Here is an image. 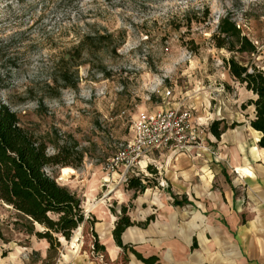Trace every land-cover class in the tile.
Instances as JSON below:
<instances>
[{
    "label": "rangeland",
    "instance_id": "obj_1",
    "mask_svg": "<svg viewBox=\"0 0 264 264\" xmlns=\"http://www.w3.org/2000/svg\"><path fill=\"white\" fill-rule=\"evenodd\" d=\"M228 12L258 47L253 59L264 67V0H0V104L45 139L48 153L56 152L55 143L68 150L74 165L66 167L74 172L63 176L58 167L56 180L80 196L105 246L103 254L94 253L91 234L79 226L49 250L0 201V264H130L129 250L111 254L114 242L100 237L99 225L111 215L114 224L121 205L130 212L131 198L146 189H168L165 170L176 155L140 173L148 178L142 191L107 176L104 163L130 138L142 113L174 103L189 107L203 141L194 160L209 153L221 164L207 139L211 122L222 119V127L244 120L248 126L253 117L252 105L241 107L253 95L230 77L222 60L229 53L210 37ZM88 36L94 40H85L87 49L77 56L73 46ZM54 65L56 74L69 68L71 85L50 95L55 91L45 84Z\"/></svg>",
    "mask_w": 264,
    "mask_h": 264
},
{
    "label": "crops",
    "instance_id": "obj_2",
    "mask_svg": "<svg viewBox=\"0 0 264 264\" xmlns=\"http://www.w3.org/2000/svg\"><path fill=\"white\" fill-rule=\"evenodd\" d=\"M236 122L219 138H207L221 164L209 153L194 160V148L155 155L156 162L175 155L165 170L168 189H144L143 197L131 198L128 215L135 223L122 233L123 242L143 256L156 255L159 264H264V148L257 145L259 131ZM112 220L98 228L110 241ZM118 248L114 243L111 254ZM130 264L144 263L133 255Z\"/></svg>",
    "mask_w": 264,
    "mask_h": 264
},
{
    "label": "trees",
    "instance_id": "obj_3",
    "mask_svg": "<svg viewBox=\"0 0 264 264\" xmlns=\"http://www.w3.org/2000/svg\"><path fill=\"white\" fill-rule=\"evenodd\" d=\"M210 37L216 48L229 53L222 60L230 77L253 95L241 107L253 106V117L249 119V125L260 132L257 145L264 148V67L256 64L253 59L259 54L258 47L229 12L219 18L216 30ZM87 39L94 40L88 36L79 39L73 46L77 56L87 49ZM52 70L45 87L55 91L50 95H57L60 89L71 85L69 68L63 66L56 74L54 65ZM222 121L216 119L210 124V132L216 138L227 127L232 128L238 124L232 122L229 126L223 124L219 127ZM54 147L56 152L48 153L45 139L25 128L18 114L8 105L0 104V201L10 205L24 219L29 234L45 239L49 250L59 244V238L69 240L73 231L82 226L87 227L91 234L92 251L103 254L105 246L99 242L94 230L95 217L86 216L80 196L56 180L58 167L61 169L74 164L68 160V150L64 146L55 143ZM147 180L145 176H132L125 185L128 189L142 191L145 188L144 181ZM149 219L151 217L137 224L146 225ZM134 223L128 215V207L121 205L120 214L111 230L115 245L123 251L129 250L144 264H159L156 255L143 256L133 244L123 242L122 233ZM36 226L41 229L38 230Z\"/></svg>",
    "mask_w": 264,
    "mask_h": 264
},
{
    "label": "built area",
    "instance_id": "obj_4",
    "mask_svg": "<svg viewBox=\"0 0 264 264\" xmlns=\"http://www.w3.org/2000/svg\"><path fill=\"white\" fill-rule=\"evenodd\" d=\"M165 98L171 97L166 89ZM131 136L121 143L104 163L107 176L117 175L119 182H127L140 173L147 175L155 155L186 152L202 147L201 124L192 117L189 107L174 103L161 109L140 114L131 125Z\"/></svg>",
    "mask_w": 264,
    "mask_h": 264
},
{
    "label": "bare ground",
    "instance_id": "obj_5",
    "mask_svg": "<svg viewBox=\"0 0 264 264\" xmlns=\"http://www.w3.org/2000/svg\"><path fill=\"white\" fill-rule=\"evenodd\" d=\"M60 170L63 176L74 172V170L71 167H62Z\"/></svg>",
    "mask_w": 264,
    "mask_h": 264
}]
</instances>
